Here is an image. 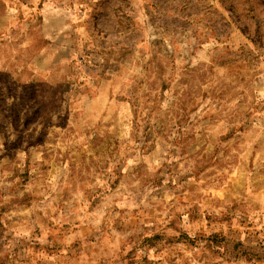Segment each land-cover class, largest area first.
<instances>
[{
	"label": "rangeland",
	"instance_id": "rangeland-1",
	"mask_svg": "<svg viewBox=\"0 0 264 264\" xmlns=\"http://www.w3.org/2000/svg\"><path fill=\"white\" fill-rule=\"evenodd\" d=\"M0 264H264V0H0Z\"/></svg>",
	"mask_w": 264,
	"mask_h": 264
}]
</instances>
